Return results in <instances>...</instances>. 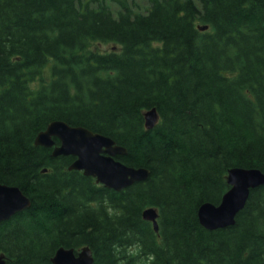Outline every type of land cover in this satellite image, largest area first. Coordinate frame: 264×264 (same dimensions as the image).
I'll return each mask as SVG.
<instances>
[{
	"label": "trees",
	"instance_id": "trees-1",
	"mask_svg": "<svg viewBox=\"0 0 264 264\" xmlns=\"http://www.w3.org/2000/svg\"><path fill=\"white\" fill-rule=\"evenodd\" d=\"M146 2L0 0V183L32 201L0 222L7 264L84 245L94 264H264V184L234 225L198 216L231 168L264 172V0ZM55 119L111 136L149 177L115 190L69 170L35 144Z\"/></svg>",
	"mask_w": 264,
	"mask_h": 264
},
{
	"label": "water",
	"instance_id": "water-1",
	"mask_svg": "<svg viewBox=\"0 0 264 264\" xmlns=\"http://www.w3.org/2000/svg\"><path fill=\"white\" fill-rule=\"evenodd\" d=\"M202 30L208 25L200 26ZM146 128H153L159 121L157 109L144 113ZM55 138L59 139V144ZM35 144L53 147V156L74 155L68 165L69 170H82L85 175L94 176L97 182L115 190H122L137 181L146 180L151 170L146 167L129 166L116 156L127 154L126 147L111 136L93 131L85 126L71 125L65 120L55 119L40 131ZM47 171V168L43 170ZM230 188L223 194L219 204L203 203L198 210L201 224L207 229H217L234 225L237 214L245 207L251 190L264 184V172L256 167H233L228 172ZM31 199L19 186L0 183V222L30 207ZM143 217L152 221L159 230L158 210L145 208ZM53 264H94L95 256L89 245L79 249L59 247L52 257ZM0 264H7V256L0 253Z\"/></svg>",
	"mask_w": 264,
	"mask_h": 264
},
{
	"label": "rangeland",
	"instance_id": "rangeland-1",
	"mask_svg": "<svg viewBox=\"0 0 264 264\" xmlns=\"http://www.w3.org/2000/svg\"><path fill=\"white\" fill-rule=\"evenodd\" d=\"M134 2H135L134 4H135L136 7H140L141 6V8H143L147 4L146 0H134ZM138 9H140V8H138ZM102 47L105 48V49L107 48V46H102Z\"/></svg>",
	"mask_w": 264,
	"mask_h": 264
},
{
	"label": "bare ground",
	"instance_id": "bare-ground-1",
	"mask_svg": "<svg viewBox=\"0 0 264 264\" xmlns=\"http://www.w3.org/2000/svg\"><path fill=\"white\" fill-rule=\"evenodd\" d=\"M212 203V202H211ZM214 204V203H213Z\"/></svg>",
	"mask_w": 264,
	"mask_h": 264
}]
</instances>
